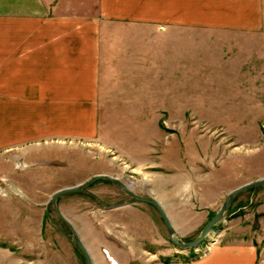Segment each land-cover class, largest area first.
<instances>
[{"label":"crops","instance_id":"1","mask_svg":"<svg viewBox=\"0 0 264 264\" xmlns=\"http://www.w3.org/2000/svg\"><path fill=\"white\" fill-rule=\"evenodd\" d=\"M2 1L0 21L5 27L0 31V57L8 66L2 68H10V71H0V95L5 90L11 92L14 96L11 103L16 104L12 106L16 120L8 116L5 122L10 130V134H6L7 142L19 140V130L14 127L22 120L28 127L24 135L26 141L36 142L42 137L105 141L102 136L110 132L101 129L105 119L99 117L103 105L99 96H106L110 101L115 95H124L126 99L119 108L143 112V117L130 120L134 122L131 128L124 126L128 130H123L121 140L111 144L120 155L140 161L143 168L156 170L151 174L156 188L154 196L166 211L176 236L195 231L226 190L253 177L238 179L240 154L238 158L235 153L228 154L216 164L209 137L195 136L193 131L185 130L188 140L181 138L180 142L178 125L167 126L162 116L180 109L198 110L194 94L206 93L205 89L209 88V93L221 89L220 93L237 97L235 104L238 113L241 112L238 127L254 128L249 132L254 138L261 135L260 127L264 126V114H259L264 113V0ZM195 34L204 35L203 40L208 45L222 42L230 52L214 58L202 55L198 61L194 58ZM164 37L169 42H163ZM185 45L192 47V53L179 59V48ZM164 47L167 48L165 53ZM7 79L11 80L9 88L4 87L9 82ZM164 79L171 80L169 97L164 96L163 89L159 92ZM216 79L219 82H211ZM148 86H152L149 92ZM180 86L185 92L180 93ZM184 94L187 102L181 103L179 99L184 100ZM187 94L192 95V101ZM200 105L202 109L210 108L208 102ZM19 109L33 113L19 120ZM147 110L156 116L149 133L146 131ZM44 112H49L48 116ZM217 148L213 146L214 153ZM101 163L103 168L96 173L115 175L109 163L108 166ZM31 175L34 173L27 176L28 181ZM255 175L264 176V172ZM80 176L72 181L77 182ZM146 179L143 178L144 184ZM65 180L62 178L60 183L65 184ZM32 182L34 185V180ZM40 182L42 186L54 184L43 178ZM100 188L101 192L110 193V189ZM143 188L139 186L138 193L146 195ZM17 201L8 202L14 217L11 223L18 229L19 214L23 211ZM99 202V206L84 214L68 213L57 203L88 250L92 264H111V259L117 264H146L140 261L146 254L157 257V264H169L159 258L180 255L169 244L162 220L157 222L148 217L150 208L155 210L152 205L126 200L122 205L106 207L110 203ZM1 206L0 264H39L40 261L85 264L82 254L49 216L47 234L45 238L40 237L39 244L35 236H27L26 240L19 237L12 226L3 233ZM23 206L30 208L25 216L31 220L36 207H42L45 212L44 204L38 205L32 200H26ZM178 213L183 215L181 222L187 224L184 229L175 223ZM43 228L40 219V236ZM226 234H230L227 239L238 243L249 240L240 228L224 230L221 239ZM252 252L255 262L254 248ZM203 259L185 263L176 260L173 264H196ZM254 264H264V260Z\"/></svg>","mask_w":264,"mask_h":264},{"label":"rangeland","instance_id":"2","mask_svg":"<svg viewBox=\"0 0 264 264\" xmlns=\"http://www.w3.org/2000/svg\"><path fill=\"white\" fill-rule=\"evenodd\" d=\"M1 1L2 0H0V2ZM4 1L5 0H3L2 3ZM14 1L17 2L16 0ZM4 27L3 22L0 21V31ZM23 35H28V33H24ZM20 36L21 34L19 33V37ZM200 38L203 40L205 36L195 34L194 54L196 55L194 58L198 61L201 60L202 55H206L207 58H214L230 52V48L222 42H215V45H208L206 44V40L204 42V40L202 41ZM165 41L169 42V39L164 37L163 42ZM166 49V47L163 48V53L166 52ZM179 49L181 51L178 53L179 59L183 57V55L192 53V47L190 46H181ZM234 55H238V53H234ZM221 66L224 67V65ZM2 67L8 66L5 64V60L0 57V71L4 73L10 71V68H6L5 70V68ZM164 71H166V69H164ZM7 80L9 82L4 87L9 88L11 87V80ZM197 81L198 80H196V82ZM217 81L218 79L212 80L211 82L216 83ZM170 82L171 80L164 79L161 88H159V92L163 89L162 92H164L165 97H169V92L171 91ZM151 87L152 86H148L146 88L147 92H149ZM182 89V86H180V93H182V91L185 92V90ZM197 89L196 87L195 90ZM220 90L221 89H217L216 93H209L211 92V88H209L205 89L206 93L194 94L193 101L196 107L200 108H198V110L182 111V109H180L178 111L165 112L162 117L167 126L178 125L177 128L180 130L178 132L180 142L181 138H183L185 142L188 140L184 135L185 130L193 131L195 136L203 134L209 137L212 141L211 151L213 153H210V155L212 154V156L216 158V164L222 162V159L226 158L228 154L235 153L237 158L238 154H240L242 158L238 160V164L241 165L238 167V179L249 175L251 177L253 176L248 179L249 181L262 178L264 177L263 175H260V177L255 174L264 172V126L260 127L261 135H258V138L256 136L254 138L252 133L249 134L254 128L238 127V114L241 112L238 113V105L235 104V102H238L237 97L229 96L228 94L224 95L220 93ZM187 96L189 98L188 100L192 101V95L187 94ZM184 97V100L181 98L179 102H187L186 94H184ZM125 99L124 95H115L114 99L108 101L106 96H99V101H102L101 103L103 104L99 117L100 119H105L101 124V129L110 132L108 135L102 136V139H106L105 141H92L81 137H73V139L42 137L36 142L26 141L24 135L27 133L28 127L23 122L25 120L22 119H25L26 115H30L33 111L19 109L17 113L19 114V120L21 119L22 121L18 122L14 130H19L18 134L20 141L7 142L6 134H10V130H7L6 124L8 123L5 122L8 120V116L13 117V121L16 120L15 112L12 114V106L16 104L11 103V101L14 100V96L11 92L5 90L4 93L0 95V118H3L0 119V208L2 207L1 205H3V233L7 232L6 230H9L12 226L11 229L17 231L16 234L19 235V237L26 240L27 236H35L36 240L38 239L36 243L39 244L41 241L40 237L45 238L44 236H46L49 228L47 214L45 212L43 213L42 207H36L33 220L27 218L25 214H28L30 208L23 206L26 200H32L38 205H46L51 194L56 191V189L58 190L63 187L85 182L96 174H104L96 173V170L103 168L101 162H104L107 166L109 163V165L114 168V172H116L114 176L125 182L128 187L131 188V191L138 192L139 186H143L145 187L143 191H145L146 195L155 198L154 193H156V188L154 189L151 181V174L156 170L150 167L143 168L139 164L140 161L129 159V157L123 154L120 155L118 149L114 148V144H111L114 141L117 142L121 140L124 129L128 130V128H131V124L134 122L130 120L141 119L143 117V112L120 109L119 107L122 106V102ZM203 102L210 103L209 110L208 108H201L202 106L200 104ZM162 103H164V99H162ZM44 113L47 114V116L49 114V112ZM51 113L55 114L56 112ZM153 113L154 112L149 110L145 112L148 121L146 131L148 133L154 128L156 116H154ZM35 114H37V112L34 111V117H36ZM259 114L263 115L264 113ZM49 118L51 117H46L45 119ZM174 119H176V121ZM124 126H128V128ZM246 130H248V132ZM107 144L109 146H106ZM213 146L218 147L216 153L213 152ZM180 156H182V150H180ZM62 170H64V172H62ZM33 173L34 175L29 176L28 181L27 176ZM75 176H80L81 178L77 182L72 181L76 178ZM42 178L44 181L50 180L54 184L39 185L42 184V182H40ZM62 178H66L65 181L67 182H65V184L64 182L60 183ZM143 178H147L146 184H144L145 180H143ZM33 180L34 185L32 182ZM242 184L244 183H238V186ZM100 187L110 189V193L101 192ZM229 191L230 190H226L224 192L223 196L219 199L220 201L217 202L218 204L213 206L212 210H209L206 218L203 216L202 224H200L195 231L191 234L182 236H176L175 234L174 238L185 242L197 237L205 222L219 209ZM130 198L131 197L125 194L119 186L107 180H103L96 181L92 185L85 187L83 192L60 196L56 201L57 203H61L62 207L65 208L68 213L73 212L76 214L77 212L79 214H84L88 210L99 206V201L103 204H111L120 200H129ZM11 199H17L18 204H20V209L23 211V213L21 212L22 214H19L18 229L15 223H11V203L8 202ZM48 214L55 218L54 220H57V222H61L51 205L48 206ZM175 215L177 219L175 222L176 225L184 229L187 224L181 222L183 215L180 213ZM29 216H31V213ZM148 217H150L151 220H157V222L161 220L159 219L160 216L157 211L152 208L148 211ZM40 219L45 228L42 230V236L38 233V222ZM237 228H240L246 236V239L249 240H243L244 243H238L236 240L227 239L230 237V234L223 235L224 237L221 239L224 230L225 232L232 230L238 231ZM168 240L169 244L180 252V255H168L166 258H159L164 263L173 264L176 260L185 263L192 259L199 260L204 257L202 261L196 264L260 263L264 260V185L236 194L228 209L212 227V230L199 247L188 249L190 251H187V249L185 250L175 246L170 238ZM20 248H22V245ZM253 248L256 254L255 262L253 261ZM39 257L42 258L41 255ZM140 261L146 262V264H157L159 262L157 257L150 254H146L145 258L140 257ZM111 262L117 264L112 259ZM39 264L48 263L40 261Z\"/></svg>","mask_w":264,"mask_h":264},{"label":"water","instance_id":"3","mask_svg":"<svg viewBox=\"0 0 264 264\" xmlns=\"http://www.w3.org/2000/svg\"><path fill=\"white\" fill-rule=\"evenodd\" d=\"M99 179H105V180H108V181H110L116 185H119L125 193H127L129 196H131L135 200L151 204L156 209L160 218L162 219L163 224L165 226V229L168 233V236H169L171 242L175 246H177L178 248H181V249H192V248L199 247L201 245V243H203V241L206 239L209 232L212 230V227L220 220L222 215L228 209V207L230 206V204H231V202H232V200L236 194L243 192V191H246V190L253 189V188L258 187V186L264 185V177H262V178H257L255 180L246 182V183L230 190L229 193L227 194L226 198L222 202L221 206L219 207V209L205 222V224H204L202 230L200 231L199 235L197 237H195L194 239L189 240V241H185V242L174 238L175 230L173 228V225H172L166 211L164 210L162 205L155 198L135 194L129 188H127L122 183V181H120L116 177H113V176H110L107 174H96V175H93L90 179L86 180L85 182H81V183L73 185V186L60 188L51 194V196L49 198V203L51 204L56 215L61 220H63L66 224H68V226L70 227V229L72 231V236H71V238L69 236H67V238L70 240V242L73 244V246L82 254V256L85 259V264H92L90 254H89L88 250L86 249V247L84 246V244L82 243V241L80 240V238L78 237V235L76 234V232L74 231V229L72 228L70 222L63 216V214L59 210L57 203H56V200L58 197H60L64 194L83 192L84 188L86 186H89L90 184H92L93 182H95L96 180H99ZM123 203L124 202H119L118 204H123ZM118 204H115V205H118ZM107 207H111V206H107ZM48 216L52 220V222H54L55 225L58 228H60L58 223L54 220V218L50 214H48Z\"/></svg>","mask_w":264,"mask_h":264},{"label":"flooded vegetation","instance_id":"4","mask_svg":"<svg viewBox=\"0 0 264 264\" xmlns=\"http://www.w3.org/2000/svg\"><path fill=\"white\" fill-rule=\"evenodd\" d=\"M108 175V174H107ZM111 176V175H110ZM113 177H116V176H113ZM99 180H105V179H99ZM96 181H98V180H96ZM95 181V182H96ZM108 181V180H107ZM121 181V180H120ZM110 182V181H109ZM94 183V182H93ZM92 183V184H93ZM110 183H112V182H110ZM122 183L127 187V188H129V189H131L130 187H128V185L125 183V182H123L122 181ZM92 184H90V185H92ZM114 184V183H113ZM89 185V186H90ZM114 185H116V184H114ZM116 186H119V185H116ZM86 187H88V186H86ZM120 187V186H119ZM121 188V187H120ZM122 189V188H121ZM132 192H134L135 194H137V195H141V196H146V195H142V194H140V193H138V192H135V191H133L132 190ZM125 193V192H124ZM70 194V193H69ZM125 194H127V193H125ZM128 195V194H127ZM129 196V195H128ZM131 197V196H130ZM128 201H130V202H142V201H138V200H135V199H133L132 197L128 200ZM119 202H126V200H120V201H117V202H114V203H112V204H109V205H106V207L107 206H119V205H122V204H118ZM56 203H57V201H56ZM123 203V204H124ZM146 203V202H145ZM115 204H118V205H115ZM49 205H51L50 203H49V200L47 201V203H46V205H45V213L47 214V216H48V206ZM151 205V204H150ZM52 207V206H51ZM53 209V208H52ZM60 210V209H59ZM156 210V209H155ZM62 213V212H61ZM158 213V212H157ZM56 214V213H55ZM159 215V214H158ZM64 216V215H63ZM65 217V216H64ZM59 218V217H58ZM66 218V217H65ZM55 219V218H54ZM60 219V218H59ZM67 219V218H66ZM161 219V218H160ZM61 220V219H60ZM162 220V219H161ZM52 221V220H51ZM56 222H57V220H55ZM62 222V223H61ZM61 222L59 223V222H57L58 223V225H59V227L60 228H58L56 225V227L58 228V230H60L61 232H63L65 235H67V236H69V237H71L72 236V231H71V229H70V227L68 226V224H66L63 220H61ZM163 222V221H162ZM53 224H55L54 222H53ZM66 224V225H65ZM71 224V223H70ZM68 226V227H67ZM72 226V225H71ZM73 228V227H72ZM74 229V228H73ZM68 232V234L67 233H65V232ZM74 231H75V229H74ZM76 232V231H75ZM77 234V233H76Z\"/></svg>","mask_w":264,"mask_h":264},{"label":"built area","instance_id":"5","mask_svg":"<svg viewBox=\"0 0 264 264\" xmlns=\"http://www.w3.org/2000/svg\"><path fill=\"white\" fill-rule=\"evenodd\" d=\"M110 263H111V264H115L114 262H111V261H110Z\"/></svg>","mask_w":264,"mask_h":264}]
</instances>
